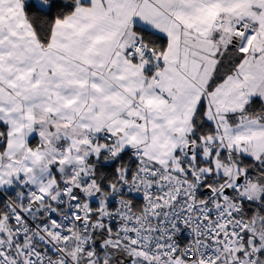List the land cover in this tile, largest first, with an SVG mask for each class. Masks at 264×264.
Returning a JSON list of instances; mask_svg holds the SVG:
<instances>
[{
    "label": "snow or ice",
    "instance_id": "snow-or-ice-1",
    "mask_svg": "<svg viewBox=\"0 0 264 264\" xmlns=\"http://www.w3.org/2000/svg\"><path fill=\"white\" fill-rule=\"evenodd\" d=\"M0 264H264V0H0Z\"/></svg>",
    "mask_w": 264,
    "mask_h": 264
}]
</instances>
